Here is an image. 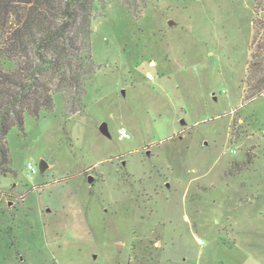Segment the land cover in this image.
<instances>
[{"label": "rangeland", "instance_id": "obj_1", "mask_svg": "<svg viewBox=\"0 0 264 264\" xmlns=\"http://www.w3.org/2000/svg\"><path fill=\"white\" fill-rule=\"evenodd\" d=\"M141 6L95 4L82 112L57 96L10 130L0 264H264V93L246 97L264 13L254 0Z\"/></svg>", "mask_w": 264, "mask_h": 264}, {"label": "trees", "instance_id": "obj_2", "mask_svg": "<svg viewBox=\"0 0 264 264\" xmlns=\"http://www.w3.org/2000/svg\"><path fill=\"white\" fill-rule=\"evenodd\" d=\"M142 0H0V173L11 168L7 137L25 118L51 113L57 96L67 114L85 108L87 86L97 71L93 57L92 21L95 4L104 9L120 3L138 13ZM264 13V0H254ZM264 20L254 45L264 53ZM264 57V56H263ZM247 100L264 93V58L254 55L247 77Z\"/></svg>", "mask_w": 264, "mask_h": 264}, {"label": "water", "instance_id": "obj_3", "mask_svg": "<svg viewBox=\"0 0 264 264\" xmlns=\"http://www.w3.org/2000/svg\"><path fill=\"white\" fill-rule=\"evenodd\" d=\"M100 130L101 132L105 135V136H110V132H109V129H108V125L106 123H103L100 127ZM47 167V163L45 161H42L41 162V165H40V169L42 171H44ZM93 181V178L90 177L89 178V182H92Z\"/></svg>", "mask_w": 264, "mask_h": 264}, {"label": "built area", "instance_id": "obj_4", "mask_svg": "<svg viewBox=\"0 0 264 264\" xmlns=\"http://www.w3.org/2000/svg\"><path fill=\"white\" fill-rule=\"evenodd\" d=\"M119 136L122 139H128L130 138V134L125 129H120ZM28 168L35 174L37 172L36 168L32 164H28Z\"/></svg>", "mask_w": 264, "mask_h": 264}]
</instances>
